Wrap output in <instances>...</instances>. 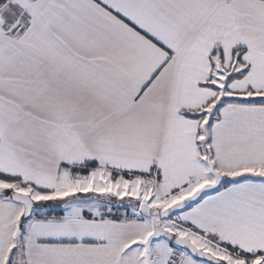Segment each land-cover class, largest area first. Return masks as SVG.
Masks as SVG:
<instances>
[{
	"label": "snow or ice",
	"instance_id": "snow-or-ice-1",
	"mask_svg": "<svg viewBox=\"0 0 264 264\" xmlns=\"http://www.w3.org/2000/svg\"><path fill=\"white\" fill-rule=\"evenodd\" d=\"M0 264H264V0H0Z\"/></svg>",
	"mask_w": 264,
	"mask_h": 264
}]
</instances>
